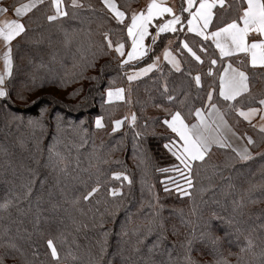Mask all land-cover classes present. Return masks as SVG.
<instances>
[{
	"label": "trees",
	"instance_id": "trees-1",
	"mask_svg": "<svg viewBox=\"0 0 264 264\" xmlns=\"http://www.w3.org/2000/svg\"><path fill=\"white\" fill-rule=\"evenodd\" d=\"M131 1L117 3L123 10ZM81 2L82 8L69 7L67 17L49 22L52 9L46 1L26 18L29 26L14 42L8 96L0 97V205L11 201L0 207V264H56L49 238L55 240L60 264H189V256L193 264L225 259L264 264V134L214 93L212 102L237 133L253 138L250 146L259 153L245 161L230 148L214 147L205 161L193 162L189 188L173 174L174 165L184 176L188 172L165 148L176 136L163 123L175 111L193 123L195 110L207 107V92L218 87L228 62L237 63L250 81L251 95L238 98L236 106H258L264 69L221 58L210 41H204L206 53H197L203 63L195 61L179 45L187 40L195 50L202 39L184 28L160 35L149 57L136 65L151 63L171 39L183 69L176 72L162 63L130 82L128 66L121 67L102 35L109 32L114 43L129 49L124 26L102 0ZM210 59L217 64L210 65ZM110 87L124 88V100L108 102ZM47 89L67 94L29 100ZM97 117L104 127H96ZM115 120H123V126L114 132ZM97 184L99 191L84 200ZM113 188L121 195L112 197Z\"/></svg>",
	"mask_w": 264,
	"mask_h": 264
},
{
	"label": "snow or ice",
	"instance_id": "snow-or-ice-1",
	"mask_svg": "<svg viewBox=\"0 0 264 264\" xmlns=\"http://www.w3.org/2000/svg\"><path fill=\"white\" fill-rule=\"evenodd\" d=\"M43 3L44 0H27V2H20L10 7L0 5V44L4 47L2 56H0V59L3 61V67L0 69V97L8 96L5 82L13 75L14 61L12 42L22 33L26 32L23 17L33 12L34 9H37ZM50 3L52 11L51 14L46 16L49 22L67 17L69 15V7L75 9L84 6L81 0H70V4L68 5L64 3V0H50ZM224 4L225 0H185V3L181 6L180 13L177 14L173 7L167 5L165 0H150L143 9L132 11L129 14L126 10L121 9L117 0H102L103 8L108 11L113 19L124 26L127 37L131 38L130 50L126 51L124 42L116 41L114 43L110 33L104 32L102 34L104 37V46L107 49L114 50L118 54L121 67L128 66L130 72L126 73L127 80L133 81L156 68L161 59L160 56L154 55L151 63H147L145 67L140 68L129 63L130 61H138L147 56L149 50H151L145 45V38L151 35L149 32L150 25H153L155 22V34L152 35V44L155 45L162 33L183 32L184 24L186 23L187 32L194 33L197 37L203 38L195 50L189 45L187 40L182 41L179 45L181 49H186L187 53L195 61L203 63L201 55L197 53H206L207 48L204 45V41L211 39V42L215 44V48L219 49V55L221 57H231L237 53H245L250 56L251 66L255 67L259 65L264 67V0H241L239 13L234 18L222 25H217L214 31H209V25L215 16L213 9L218 5L223 7ZM10 11L13 13L12 18H9L8 15ZM185 13H187L186 16L184 15ZM126 18L127 23H125ZM157 18L160 19L158 20ZM180 54L177 53V55ZM163 59L174 67H179L177 56L173 55V52L167 47L163 51ZM209 63L210 65H216L217 59H210ZM208 73L212 74L211 67H209ZM194 79L197 85L201 83L200 75H196ZM124 91V88L113 89L110 87L107 90L108 101L111 102L113 99L124 100ZM214 93H217L218 97H222L225 102H235L229 104V108L236 111L240 117H243L249 123H251L252 118L256 115H259L260 119L264 120V98H260L257 101L259 107H248L245 110L243 107L236 106L239 103L238 97L251 95V88L248 73L239 67H233L232 63L229 62L227 67L223 69V74L219 76L218 87L207 92L209 108L213 111H219L217 104L212 102ZM173 99V96H168L169 101ZM195 111L196 116L200 117L199 124L187 123L180 111L170 112V119L165 118L163 120V123L176 136L174 141L164 146L169 149L172 155L179 161L180 165H183V168L187 170L188 175L184 176L183 171L178 166H173V169L181 175V178L189 188L192 187L191 175L193 162L205 161V157L209 154L214 144L222 148H231L240 160L245 161L252 158V153L248 145L255 144L253 138L247 134L243 137L246 139L247 144L242 149L233 147L230 142H225L226 138L222 140L219 137L206 135L201 129V125H204L205 129L207 128L202 110L196 109ZM102 119V117L95 119L97 128L104 127ZM131 120L134 124L136 120L135 114L132 115ZM221 120H223V116H221ZM122 123V120H115L113 131L115 132L119 129ZM224 123L226 124V121ZM253 127H256V125H253ZM217 128H219V125H217ZM259 130L264 134V125H260ZM161 171H168V169H161ZM113 175L119 178L122 173H114ZM176 187L183 195H190L189 192L181 189L179 185H176ZM98 191L99 184L92 187L83 196V199L87 201ZM165 191H168V189L165 188ZM109 194L115 198L121 195V192L119 189L113 188ZM10 203L11 201H5L0 207L7 208ZM46 243L50 249L51 257L54 258L56 264H60L61 257L55 240L49 238ZM251 243L252 241L249 240L248 244L251 245ZM186 259L189 264H193L190 256L186 257ZM218 264H229V261L225 259L219 261Z\"/></svg>",
	"mask_w": 264,
	"mask_h": 264
},
{
	"label": "crops",
	"instance_id": "crops-1",
	"mask_svg": "<svg viewBox=\"0 0 264 264\" xmlns=\"http://www.w3.org/2000/svg\"><path fill=\"white\" fill-rule=\"evenodd\" d=\"M44 1L46 2V1H50V0H44ZM165 2L167 3V5L173 7L174 11L177 14H179L181 6H182V4L185 3V0H165ZM240 2H241V0H225V4H224L223 7H220L218 5L215 9H213V11L215 12V16L213 17L212 23L209 25V31H214L215 27L217 25H222L223 23L229 22L232 18H234L236 16V14L239 13ZM166 15H168V14H166ZM184 15L186 16L187 13H185ZM169 18H170V16H169ZM157 19L159 20L160 18H157ZM184 28H185V30L187 32L186 23L184 24ZM149 32L151 33V35H149L148 37L145 38V45L148 46L152 50V47H153L152 35L155 34V22L153 23V25H150ZM162 34H165V33H162ZM190 34L195 35L194 33H190ZM199 38L203 39L202 37H199ZM250 39H251V36H250ZM173 41L174 40H171V42L169 41V43L167 44L166 47L169 48L173 52V55L177 56V60L179 61V67L178 68L174 67L168 61L163 59V51L166 48L165 47L163 49V51L160 53V55H159L161 57V59L158 62L157 67L154 68L149 73H147L146 75H142V76L138 77L137 79L140 80V79H143V78L149 76L152 72L156 71L158 69L159 65L162 64V63L168 64L176 72H180L183 69V64H182L181 58L179 57V55H177L178 52L175 51L174 48H173V43H174ZM208 41L211 42V39H209ZM130 44H131V38H130ZM212 44L215 47V44L214 43H212ZM215 49L219 53V49H217V48H215ZM128 50H130V48L126 49V51H128ZM151 50H149L147 56L141 58L138 61L137 60L130 61L129 63L133 64V65H137V64L143 62L144 60H146L149 57ZM221 58L228 59V60L229 59H236L238 63H240L241 61H243V62L244 61H248L249 64H250V56H248L245 53H237V54H234L231 57H221ZM232 65H233V67L241 68L239 65H237V63H232ZM145 66L146 65H143L141 67H145ZM250 66H251V64H250ZM251 67H253V66H251ZM137 68H140V67H137ZM253 68L264 69V67H261L259 65L255 66ZM241 70H243V69L241 68ZM222 74H223V72H222ZM249 83H250V81H249ZM238 98H240V97H238ZM107 100H108V98H107ZM120 101H123V100H115V99H113L110 103L120 102ZM230 103H233V102H230ZM217 107H218L219 111H213L211 108H209V102H208L207 107L202 110V114L204 116L205 124L207 125V128L205 129L204 125H201V129L205 132L206 135H209L211 137H219L222 140H225V138H226L225 142H230V144L233 147L242 149L245 146V145L244 146L240 145V141H243L242 137L235 131V129H233V127L230 125L229 121L227 120L224 112L219 108L218 105H217ZM256 107H259V105L256 106ZM245 110H247V109H245ZM237 115L239 116L238 113H237ZM221 116H223V120H221ZM239 118L241 120H243L244 122L252 125V126L256 125L255 128L257 130H259V126L260 125H264V120H261L259 115L254 116L252 118L251 123H249L248 121L244 120L243 117L239 116ZM224 121H226V124L224 123ZM199 123H200V117L196 116V120L193 123H189V124H199ZM217 125H219V128H217ZM122 126H123V123H122ZM122 126L119 129H121ZM114 127H115V124H114ZM119 129H117V130H119ZM214 147H219V146L214 144L212 148H214ZM220 148H222V147H220Z\"/></svg>",
	"mask_w": 264,
	"mask_h": 264
},
{
	"label": "rangeland",
	"instance_id": "rangeland-1",
	"mask_svg": "<svg viewBox=\"0 0 264 264\" xmlns=\"http://www.w3.org/2000/svg\"><path fill=\"white\" fill-rule=\"evenodd\" d=\"M141 1V3H138V4H135L136 3V0H133V1H131L130 3H127V5L124 7V9L123 10H126L129 14L132 12V11H139V10H141V9H143L144 7H145V5L147 4V3H149L150 2V0H140ZM22 2H27V0H24V1H22ZM20 3V2H19ZM44 3H45V1H44ZM15 4H18V3H15V0H0V5H4V6H12V5H15ZM39 7V6H38ZM35 10V9H34ZM33 10V11H34ZM32 13V12H31ZM31 13H29L27 16H25V17H23V22L25 23V25H26V28L29 26V24H27L26 23V18L31 14ZM9 18H12L13 17V13L10 11L9 12ZM126 22V21H125ZM22 36H23V33L20 35V36H18L15 40H13V42H12V44H13V57H14V50H15V48H16V44H18V43H14L15 41L16 42H20V40L22 39ZM169 41L171 42V39H169ZM3 51H4V47H3V45L2 44H0V56H2V53H3ZM13 61H14V59H13ZM2 67H3V61H2V59H0V69H2ZM130 72V70H128L127 71V73H129ZM10 79V78H9ZM8 79V80H9ZM8 80H6V82H5V84L8 82ZM141 80V79H140ZM136 81H139V79H136V80H133V81H130V82H136ZM44 95V96H47V95H54V96H56L57 98H63L66 94H67V92H63V91H59V90H57V89H47V90H45L44 92H42V93H37V95H34V96H29V100H33L34 98H37V97H39V96H41V95ZM234 129V128H233ZM236 131V130H235ZM238 131V130H237ZM245 132L246 133H248V132H250V131H247V130H245ZM238 133H239V135L242 137V139H243V141H240V145H242V146H244V145H246L247 144V141L243 138V133H241L240 131H238ZM248 147L250 148V151H251V153H252V156H254V154L256 155L257 153H259V151H257V150H253L252 149V147L250 146V145H248ZM263 149V148H262ZM261 151V150H260ZM183 166V165H182ZM180 169L183 171V169H182V167H180ZM173 174H175V176L176 177H179V176H181L180 174H178L177 173V171H175L174 170V173ZM175 177H170V178H168V180H172V179H174Z\"/></svg>",
	"mask_w": 264,
	"mask_h": 264
}]
</instances>
